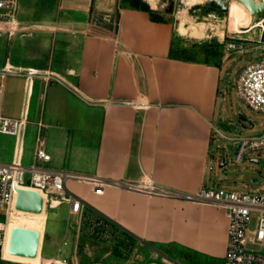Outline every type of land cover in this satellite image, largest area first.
Returning a JSON list of instances; mask_svg holds the SVG:
<instances>
[{
	"label": "crops",
	"instance_id": "1",
	"mask_svg": "<svg viewBox=\"0 0 264 264\" xmlns=\"http://www.w3.org/2000/svg\"><path fill=\"white\" fill-rule=\"evenodd\" d=\"M92 9L113 23L72 30L66 44L50 34L44 56L13 63L38 73L7 74L22 80L7 94L3 85L2 113L27 123L18 137L0 134V161L33 163L39 137L51 155L45 166L92 178L65 181L81 199L76 213L48 199L35 264H186L193 256L223 264L227 208L194 195L236 185L214 178L211 155L229 115L224 64L177 54L172 23L147 11L118 10L116 0H93Z\"/></svg>",
	"mask_w": 264,
	"mask_h": 264
},
{
	"label": "rangeland",
	"instance_id": "2",
	"mask_svg": "<svg viewBox=\"0 0 264 264\" xmlns=\"http://www.w3.org/2000/svg\"><path fill=\"white\" fill-rule=\"evenodd\" d=\"M117 8H118V2ZM150 7L172 23L175 31V51L180 56L206 59L210 62L224 64L221 75L222 96L228 107V118L223 125H218L220 131L228 137L259 135L264 131V112L252 111L245 101L236 93L235 80L241 68L258 61L261 47L264 46V21L257 18L252 29L244 28L243 32H233L227 29L223 37L217 33V28L225 24L226 12L198 4L188 9L189 21L204 23L203 32L188 29L187 33L177 30L181 9L187 8L186 0H144ZM223 5L229 7L233 0H224ZM123 3L124 1L121 0ZM93 0H21L12 20L0 22V71L6 65L23 62L25 59L39 58L50 49L44 43L52 39L50 34L58 37L59 43H67L70 34L79 31L98 32V26L113 23L111 15L97 13L92 9ZM111 19V20H110ZM193 20V21H192ZM187 21L188 26L190 22ZM256 23V24H255ZM52 31V33L50 32ZM227 40H235L238 44L228 48ZM57 41V40H56ZM22 69V68H19ZM22 80L10 76L0 77V84L5 85L6 94L9 88H19ZM5 105V102H4ZM5 107V106H4ZM9 110L14 109V103H7ZM217 125V124H216ZM218 138L212 143L211 155L215 161L214 178L224 179L232 189L249 190L264 188V148L246 153L243 159L235 162L236 144L225 138ZM224 159V166L221 159ZM218 171L221 174H218ZM257 178L258 181H253ZM242 184V185H238ZM231 188V187H229ZM49 199V197H48ZM50 200V199H49ZM47 201V198H46ZM47 204V202H46ZM2 218V215H0ZM45 212L40 216H27L14 207L9 226L32 227L40 233L34 254L40 252ZM256 217L252 216L250 228L255 225ZM3 249V248H2ZM105 250V247H104ZM4 256V254H3ZM5 257V256H4ZM0 264H30L26 261L11 260L2 257L0 249ZM186 264H219L205 257H192Z\"/></svg>",
	"mask_w": 264,
	"mask_h": 264
},
{
	"label": "built area",
	"instance_id": "3",
	"mask_svg": "<svg viewBox=\"0 0 264 264\" xmlns=\"http://www.w3.org/2000/svg\"><path fill=\"white\" fill-rule=\"evenodd\" d=\"M19 0H0V22L12 20L16 14ZM238 44L235 40H227V47L234 48ZM258 61L251 62L241 68L235 80L237 95L242 98L252 111L264 112V46L261 47ZM36 68L15 69L13 65H6L0 71V77L7 74L36 75ZM3 85L0 84V134L18 137L26 123L25 117L11 118L2 113ZM219 138L235 142L234 160L239 162L246 153L264 148V131L259 135L228 137L215 130ZM34 151L33 163L22 164L19 161H0V249L6 237L8 214L13 210L17 199L18 189L31 187L50 199V205L57 206L62 202H69L71 212L76 213L81 206V199L71 193L65 186L67 178L92 180L89 177L65 172L45 166L51 155L42 146L38 137ZM224 166V159H221ZM93 182H100L94 178ZM128 186V183H118ZM137 184L135 188H140ZM148 188V187H147ZM148 190H153L149 187ZM100 188L97 192H100ZM166 195L181 196L176 191L163 190ZM195 199L210 201L227 208V245L223 264H264V188L245 190L232 189L226 186L202 187L195 195ZM252 216L256 217L255 225L250 228Z\"/></svg>",
	"mask_w": 264,
	"mask_h": 264
},
{
	"label": "bare ground",
	"instance_id": "4",
	"mask_svg": "<svg viewBox=\"0 0 264 264\" xmlns=\"http://www.w3.org/2000/svg\"><path fill=\"white\" fill-rule=\"evenodd\" d=\"M211 1V0H186L187 3V8L181 9V12L179 14V23L177 24V30L180 33H187L188 29L191 31L195 32H203L205 30V25L204 23H194L190 22L189 17H188V9L198 5V4H205L206 2ZM216 2H221L222 4L225 3L224 0H214ZM256 3H261V0H254ZM232 5L227 7V12H226V20L224 25H220L217 28V33L220 37H223L224 31L229 28V30L233 32H243L244 28L252 29L254 25V21L257 19L256 14L248 9L241 1L238 0H233ZM189 21L190 24L187 26L186 22ZM262 21H264V17H262ZM256 24V23H255ZM24 191H29V192H38L40 197H41V209L39 211H28V210H23L20 208L16 207L17 201H14L13 204V210L9 212L8 214V219H7V228H6V237L5 241L3 243V254L7 258L15 259V260H21V261H26L29 263H37L40 258V252H37L36 254L32 253H27V254H21L18 251H16L14 247V238L16 237L18 233V229H27L31 230L33 232H36V241H35V248H37V241L40 239V233H38L34 228L32 227H18L16 225H11L9 226V219L13 216V211L14 207L17 211H22L26 213L27 216H40L45 212V206H46V196L42 194L40 191L31 188V187H24Z\"/></svg>",
	"mask_w": 264,
	"mask_h": 264
},
{
	"label": "water",
	"instance_id": "5",
	"mask_svg": "<svg viewBox=\"0 0 264 264\" xmlns=\"http://www.w3.org/2000/svg\"><path fill=\"white\" fill-rule=\"evenodd\" d=\"M241 1L248 9L256 14L257 18L264 17V0L261 3H256L254 0H238ZM208 7L216 8L220 11L227 12V7L221 2L214 0L205 3ZM253 181H258L254 178ZM16 207L28 210V211H39L41 209V197L38 192L24 191L18 189ZM36 232L27 229H18V233L14 238V247L16 251L21 254L32 253L34 254Z\"/></svg>",
	"mask_w": 264,
	"mask_h": 264
},
{
	"label": "trees",
	"instance_id": "6",
	"mask_svg": "<svg viewBox=\"0 0 264 264\" xmlns=\"http://www.w3.org/2000/svg\"><path fill=\"white\" fill-rule=\"evenodd\" d=\"M124 2L122 3L121 0L118 2V10L122 7H128V8H133V9H140L147 11L150 15V18L154 21H163L164 18L160 15V13L154 11L150 5L144 1V0H123ZM175 50L172 48V51ZM177 53V52H176Z\"/></svg>",
	"mask_w": 264,
	"mask_h": 264
}]
</instances>
